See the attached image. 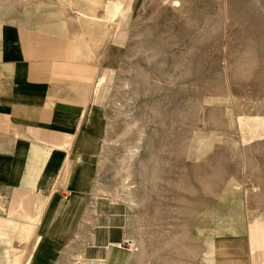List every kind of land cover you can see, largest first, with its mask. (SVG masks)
<instances>
[{
    "label": "rangeland",
    "instance_id": "374dc122",
    "mask_svg": "<svg viewBox=\"0 0 264 264\" xmlns=\"http://www.w3.org/2000/svg\"><path fill=\"white\" fill-rule=\"evenodd\" d=\"M15 27L73 39L100 66L77 137L96 119L99 147L92 159L71 150L62 180L86 174L91 194L131 207V264H253L257 219L264 237V0H0V39ZM10 227L0 264H90L67 245L41 254L42 230L14 243Z\"/></svg>",
    "mask_w": 264,
    "mask_h": 264
},
{
    "label": "crops",
    "instance_id": "0c3cea01",
    "mask_svg": "<svg viewBox=\"0 0 264 264\" xmlns=\"http://www.w3.org/2000/svg\"><path fill=\"white\" fill-rule=\"evenodd\" d=\"M78 50L73 39L33 29L1 36L0 222L14 243H31L38 229L46 239L36 241L76 247L85 263L131 264V207L91 194L86 174L71 187L62 180L70 151L74 158L82 148L77 137L100 73ZM22 226L30 234L20 243Z\"/></svg>",
    "mask_w": 264,
    "mask_h": 264
},
{
    "label": "bare ground",
    "instance_id": "6f19581e",
    "mask_svg": "<svg viewBox=\"0 0 264 264\" xmlns=\"http://www.w3.org/2000/svg\"><path fill=\"white\" fill-rule=\"evenodd\" d=\"M123 1H125V0H123ZM121 13H122V10H121L120 5L118 4V2H111V3L107 4V6H106V15H107V18L109 20H111V21L117 20V18H119V16L121 15ZM121 24L122 25L124 24V20L123 19H122ZM114 55L115 54H111V56L109 58L110 61L112 59L115 60ZM100 85H101V83L98 86H100ZM253 122L257 123L256 120H254ZM263 123H264V121H263ZM94 126H96V119H95V121H91L89 119L87 134L84 136V139L81 142L82 149H80L81 150L80 157L83 158V159H85V158L92 159L94 157V155H95V151L99 147L98 145H99V142H100V132H99V129L97 127H94ZM227 194H228V192H227ZM222 205L223 204H221V207H222ZM219 208H220V206H219ZM233 208H235V207L233 206ZM206 223H208V222H206ZM224 225H227V224H224ZM8 227H9L8 223L0 222V241H1L2 244H6V245H10L11 244V241L9 240ZM224 230L226 231V229H224ZM29 234H30L29 229L26 228L25 226L24 227L22 226L21 227V232H20L21 239L26 241L28 239ZM251 234L253 236V241H254L250 245L252 247V251H253V253H252V262H253V264H264V237H263L262 221L260 219H257V221L253 224V226H251ZM48 243L49 242H45V243L42 244V245H47V247L43 248V249H40L41 250V254L45 255L47 253L48 254L51 253L52 250L49 248L50 245ZM54 247L56 248L57 246L55 245ZM216 250L217 249H214L212 251L216 252ZM39 253H40V251H39ZM228 260L230 261V264H231V262H235V259L232 256H229ZM210 262L211 263H218V262H215V260H213V259H211ZM238 263L239 264H243V261L240 260V261H238Z\"/></svg>",
    "mask_w": 264,
    "mask_h": 264
},
{
    "label": "built area",
    "instance_id": "2783aa9c",
    "mask_svg": "<svg viewBox=\"0 0 264 264\" xmlns=\"http://www.w3.org/2000/svg\"><path fill=\"white\" fill-rule=\"evenodd\" d=\"M127 245L131 246V242L126 243Z\"/></svg>",
    "mask_w": 264,
    "mask_h": 264
}]
</instances>
